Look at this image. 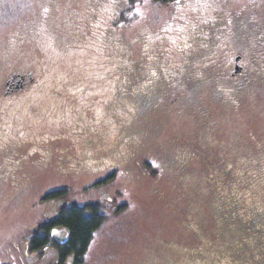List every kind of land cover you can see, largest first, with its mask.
<instances>
[{
	"label": "rangeland",
	"instance_id": "374dc122",
	"mask_svg": "<svg viewBox=\"0 0 264 264\" xmlns=\"http://www.w3.org/2000/svg\"><path fill=\"white\" fill-rule=\"evenodd\" d=\"M231 20L256 55L237 95L219 92L206 75L218 49L200 66L192 48L206 28ZM257 30L264 32V0H0V264H27L12 248L45 207L34 201L56 191L80 202L101 190L127 206L102 219L83 264L264 259L254 250L241 261L233 231L234 216L242 224L249 209L264 211ZM13 70L34 80L5 95L2 82ZM189 79L198 100L184 89ZM154 84L165 102L155 101L156 112L140 123L130 94ZM167 151L177 162L161 169ZM218 162L239 179L234 205Z\"/></svg>",
	"mask_w": 264,
	"mask_h": 264
},
{
	"label": "flooded vegetation",
	"instance_id": "af4514ba",
	"mask_svg": "<svg viewBox=\"0 0 264 264\" xmlns=\"http://www.w3.org/2000/svg\"><path fill=\"white\" fill-rule=\"evenodd\" d=\"M220 23L225 24L224 27L221 28L215 23L214 26L206 28V31H204L205 37L198 38L199 42L194 43L192 48L196 52L197 57H201L197 61L200 66L208 59H212L218 49L219 53L216 55L215 61L213 63L209 62L210 64L207 66L206 75L214 83L216 89H219V92L228 91L237 95L244 90L249 82V76L256 69L251 63V61H256L254 59L256 55L247 48L246 43L244 45L239 40L236 21L231 20L228 23ZM240 24H244V22L240 21ZM257 31L258 33L255 34L254 40L258 44L263 40L264 32L263 30ZM223 38H227V41L231 42V46L228 42L222 41ZM159 54L160 56L162 55V53ZM155 56L160 57L157 54ZM188 61L191 62V59L189 58ZM189 67L190 64H188L186 70ZM157 71H159L160 81H162L164 72L160 65H157ZM21 76H24V78L22 79ZM33 80L34 77L30 71L13 70L7 72L2 82L1 92L5 95L14 94L24 89ZM192 80H186L184 89L188 91V94H193L195 99L198 100L197 84ZM148 98V102L142 101V103L134 105L135 110L138 112L140 123L143 122L142 120L144 119L142 117L146 113L156 112L154 107L156 103L154 102H165L166 97H161L160 89L157 85H153L148 89ZM177 102V100L172 101L170 104L173 105ZM181 102L183 103V100ZM198 107L201 108L200 105ZM192 147L198 148V145L194 143ZM170 153L174 155L173 152L170 151ZM176 162V157L172 159L168 151L161 159L157 160L161 169L174 166ZM214 167L222 173L224 178L222 183L226 189L234 188L237 191L239 179L233 174L232 168L221 165L220 162ZM46 195L40 197L41 204L45 207L41 210L38 220L29 225L24 237L12 248L16 255L14 257L18 261H24L27 264H83L89 245L95 237L94 233L104 225L102 219L122 211L127 206L125 204L116 205L115 196L113 197L106 190H101L98 194H94V197H89L80 202H76V200L75 202L66 201L64 197L59 196L58 199L49 201L47 205L45 204ZM240 197L232 189L228 191L225 200L231 201V204L234 205L233 201H240ZM77 214L88 221L91 229L89 241L86 247L80 251L78 248L69 245L70 232L66 231V223ZM247 215L246 221L250 223L254 215L252 208L249 209Z\"/></svg>",
	"mask_w": 264,
	"mask_h": 264
},
{
	"label": "trees",
	"instance_id": "16d2710c",
	"mask_svg": "<svg viewBox=\"0 0 264 264\" xmlns=\"http://www.w3.org/2000/svg\"><path fill=\"white\" fill-rule=\"evenodd\" d=\"M131 82H129L130 84H125V86L129 88L132 85ZM120 96L118 95V98ZM130 96V99L135 104L142 103V101L148 102L149 99L148 90H138L134 92L132 91V94H130ZM59 193L60 192L56 191L48 193L46 195V198L53 197L57 194V197H59ZM253 213L254 215L251 218L250 223L246 221L240 224L236 216H234L233 218L234 224L236 226L238 224L237 228H235L233 231H235L234 236H240L237 237V239L240 241V251L238 253L241 261H246L251 256H253L252 252L254 250H256L257 252L264 251V211L253 209ZM66 231L70 232V246L78 248L79 251L83 250V248L86 247L90 238L91 229L88 221L82 218L81 215L77 214L66 223ZM258 264H264V259H261Z\"/></svg>",
	"mask_w": 264,
	"mask_h": 264
},
{
	"label": "crops",
	"instance_id": "0c3cea01",
	"mask_svg": "<svg viewBox=\"0 0 264 264\" xmlns=\"http://www.w3.org/2000/svg\"><path fill=\"white\" fill-rule=\"evenodd\" d=\"M41 201H34L33 205H38L37 208H40L42 206V204L40 205ZM37 213V212H36Z\"/></svg>",
	"mask_w": 264,
	"mask_h": 264
},
{
	"label": "water",
	"instance_id": "95a60500",
	"mask_svg": "<svg viewBox=\"0 0 264 264\" xmlns=\"http://www.w3.org/2000/svg\"><path fill=\"white\" fill-rule=\"evenodd\" d=\"M21 78L23 79V78H24V76H21Z\"/></svg>",
	"mask_w": 264,
	"mask_h": 264
}]
</instances>
